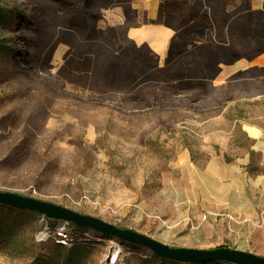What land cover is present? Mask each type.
Segmentation results:
<instances>
[{
    "label": "rangeland",
    "instance_id": "rangeland-1",
    "mask_svg": "<svg viewBox=\"0 0 264 264\" xmlns=\"http://www.w3.org/2000/svg\"><path fill=\"white\" fill-rule=\"evenodd\" d=\"M222 2L0 0V192L51 202L174 248L264 256V210L243 223L255 240L237 237L240 225L202 220L224 211L204 205L217 208L233 181L241 187L229 193L235 203L264 201V187L253 188L264 177V79L233 74L237 65L214 81ZM108 11L111 23L103 17ZM157 22L173 32L161 56L128 38L129 28ZM237 44L247 54L264 51V43L244 36ZM44 217L0 205V264H31L53 252L61 221L45 217L50 234L40 238ZM67 227L74 241L62 245L85 247L83 264H111L114 252V264H176Z\"/></svg>",
    "mask_w": 264,
    "mask_h": 264
},
{
    "label": "water",
    "instance_id": "water-1",
    "mask_svg": "<svg viewBox=\"0 0 264 264\" xmlns=\"http://www.w3.org/2000/svg\"><path fill=\"white\" fill-rule=\"evenodd\" d=\"M0 204L37 212L49 219L65 221L73 225L113 237L117 240L144 247L159 257L185 264L225 262L232 264H264V256L251 252L220 247L216 249L174 248L131 229H122L99 218L87 216L63 206L22 196L0 192Z\"/></svg>",
    "mask_w": 264,
    "mask_h": 264
},
{
    "label": "flooded vegetation",
    "instance_id": "flooded-vegetation-1",
    "mask_svg": "<svg viewBox=\"0 0 264 264\" xmlns=\"http://www.w3.org/2000/svg\"><path fill=\"white\" fill-rule=\"evenodd\" d=\"M158 18L156 21H158ZM157 24L165 25L158 22ZM216 24L219 40L214 49L215 52L220 54V59H218V70L214 81L223 74L225 67L230 68L237 65L239 67H236L237 69L233 74L253 75L254 77L251 79L255 80L258 78L264 79V65L254 64L264 56V51L247 54L244 49L238 48L237 44L239 38L243 36L252 43H264V0H223ZM233 28L237 29L232 35ZM232 36L235 41H232ZM244 62H246V65L243 64ZM241 63L242 65H240ZM254 68H260L261 70H255Z\"/></svg>",
    "mask_w": 264,
    "mask_h": 264
},
{
    "label": "crops",
    "instance_id": "crops-1",
    "mask_svg": "<svg viewBox=\"0 0 264 264\" xmlns=\"http://www.w3.org/2000/svg\"><path fill=\"white\" fill-rule=\"evenodd\" d=\"M133 4H136V3H133ZM140 6L141 5H139V3L136 4V7H138V10L140 9ZM146 26H149V27H164L167 30L171 31V33L173 34L172 30L169 29L165 25H146ZM143 27H145V26H143ZM133 29H140V28H133ZM172 34L169 36L168 40L172 37ZM168 40H167V42H168ZM144 43H146V42H144ZM157 54L160 55L159 52H157ZM262 60L263 59L261 58L259 62L257 61L254 64H259ZM256 144L259 145V146L261 145V142H260L259 139H257ZM255 150L258 151L259 149L256 148ZM235 166L240 167L241 166V163L239 162ZM232 183H230V185H227L228 189H227V191L225 193V198H223V199H221L219 201L217 208H215L214 206L208 207L209 205H204V207L206 209H209V210L210 209H217V210L219 209V210H224V211H230L232 213L239 214V215L245 217L246 219H252V218L256 219L258 217L257 214L259 212H261L262 210H264V201L262 202V204L261 203L260 204L255 203V204L240 205V204L235 203L234 200H233V198L232 197H229V193H232L233 192V194H234V193H236L238 191V189H241V187L237 185V182H234L233 181ZM261 186L264 187V177H262L259 180H257L255 182V184L253 185V188L254 189H259ZM237 227L238 228H234L235 234H236L237 237L243 238L244 241L247 240L248 238H249V240H250V238H253V240H255V238L258 236L257 233H253L249 229H246L245 227H249V226H246L245 224L240 225V226H237ZM262 232H263V235L262 236L264 238V231H262ZM241 250L248 251L246 249H241Z\"/></svg>",
    "mask_w": 264,
    "mask_h": 264
},
{
    "label": "bare ground",
    "instance_id": "bare-ground-1",
    "mask_svg": "<svg viewBox=\"0 0 264 264\" xmlns=\"http://www.w3.org/2000/svg\"><path fill=\"white\" fill-rule=\"evenodd\" d=\"M135 2V0H132ZM138 3V1L136 2ZM132 9L138 10V7H136L135 4H132ZM113 14L110 13V11L104 13V20L107 23H111L113 19ZM135 21L132 22L130 26H134L135 23L140 22V14L137 16V18L134 19ZM105 24L104 21L97 22V25L99 28H102V26ZM132 28V27H131ZM129 28L128 32V38L132 39L137 46L142 45L144 42L148 46H150L152 49H154L156 52H159L163 45L167 42L169 36L172 34L171 31L167 30L164 27H149L145 26L140 29H131ZM145 44V45H146ZM144 47V46H143ZM47 227H48V221L47 219H43L40 221L37 235L40 238H45L47 236ZM111 264H114L117 260V254L114 252L113 255H110Z\"/></svg>",
    "mask_w": 264,
    "mask_h": 264
},
{
    "label": "trees",
    "instance_id": "trees-1",
    "mask_svg": "<svg viewBox=\"0 0 264 264\" xmlns=\"http://www.w3.org/2000/svg\"><path fill=\"white\" fill-rule=\"evenodd\" d=\"M255 70H261L254 68ZM173 83L172 81H168ZM2 205V204H0ZM5 207L18 209L11 206L4 205ZM74 239L70 236L68 244H71ZM84 254H86L85 247L77 246L74 248H66L61 243H57L53 249V252L49 253L48 256L43 257L42 255L36 256L34 261L31 264H83ZM162 258V257H161ZM166 261L175 262L169 259L164 258ZM176 264H181L180 262H175ZM223 264H232V263H225ZM196 264H218V262H211V263H196Z\"/></svg>",
    "mask_w": 264,
    "mask_h": 264
},
{
    "label": "built area",
    "instance_id": "built-area-1",
    "mask_svg": "<svg viewBox=\"0 0 264 264\" xmlns=\"http://www.w3.org/2000/svg\"><path fill=\"white\" fill-rule=\"evenodd\" d=\"M211 217H214L215 219H220L223 221H228L237 225H241L243 223L249 222L250 219L243 218L241 215H235L231 212L227 211H221V212H206L202 218L203 221H206L210 219ZM43 219H46L45 217ZM42 219V220H43ZM48 221V220H47ZM69 223L65 221L59 222V226L57 229V234L60 237L57 241L61 244L67 245L69 241V235L67 234L68 232V226ZM47 236L45 237L46 239L48 238V235L50 234V228H49V222H48V227H47Z\"/></svg>",
    "mask_w": 264,
    "mask_h": 264
}]
</instances>
